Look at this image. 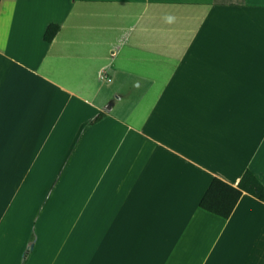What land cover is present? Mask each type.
<instances>
[{
  "label": "crops",
  "instance_id": "0c3cea01",
  "mask_svg": "<svg viewBox=\"0 0 264 264\" xmlns=\"http://www.w3.org/2000/svg\"><path fill=\"white\" fill-rule=\"evenodd\" d=\"M263 42L264 0H0V264H264V201L198 206L264 186Z\"/></svg>",
  "mask_w": 264,
  "mask_h": 264
},
{
  "label": "trees",
  "instance_id": "16d2710c",
  "mask_svg": "<svg viewBox=\"0 0 264 264\" xmlns=\"http://www.w3.org/2000/svg\"><path fill=\"white\" fill-rule=\"evenodd\" d=\"M57 31L56 25H48L43 33V40L50 42ZM98 113L89 123H94L101 118ZM245 192L259 201H264V186L249 169L241 174L237 184L232 186L216 177L212 178L198 206L202 210L221 218H228L241 194Z\"/></svg>",
  "mask_w": 264,
  "mask_h": 264
},
{
  "label": "rangeland",
  "instance_id": "374dc122",
  "mask_svg": "<svg viewBox=\"0 0 264 264\" xmlns=\"http://www.w3.org/2000/svg\"><path fill=\"white\" fill-rule=\"evenodd\" d=\"M260 58H261L262 64L264 65V42H263V50H262V54Z\"/></svg>",
  "mask_w": 264,
  "mask_h": 264
}]
</instances>
